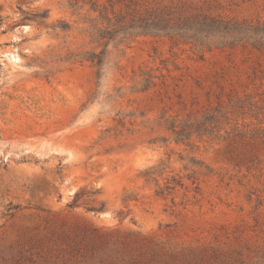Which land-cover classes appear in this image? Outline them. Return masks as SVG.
<instances>
[{"label": "rangeland", "instance_id": "1", "mask_svg": "<svg viewBox=\"0 0 264 264\" xmlns=\"http://www.w3.org/2000/svg\"><path fill=\"white\" fill-rule=\"evenodd\" d=\"M90 1L0 0V264H264V48L100 46ZM113 3L264 20V0ZM104 48L98 79L77 54ZM217 108L212 134L158 127Z\"/></svg>", "mask_w": 264, "mask_h": 264}, {"label": "trees", "instance_id": "2", "mask_svg": "<svg viewBox=\"0 0 264 264\" xmlns=\"http://www.w3.org/2000/svg\"><path fill=\"white\" fill-rule=\"evenodd\" d=\"M107 4L90 1V10L98 12L97 17L90 18L92 26L90 37L98 45L108 46L110 41L121 37V42L140 34L166 36L175 42L188 43L193 48L206 51L213 48L236 46H252L256 49L264 48V20L227 19L219 15H212L202 10L186 13L182 7L167 5H152L139 9L135 4H125L119 13L115 12L113 0ZM47 18L48 11L36 15ZM63 30L69 29L65 22L61 23ZM83 61H91L97 69L100 79L102 66L105 63L106 49L97 52L91 50L77 54ZM153 84L146 79L145 88ZM225 112L221 108L207 111L201 118L177 121L164 119L158 124L159 128L172 131L176 142L190 140L195 134L205 136L219 130ZM169 188V187H168Z\"/></svg>", "mask_w": 264, "mask_h": 264}]
</instances>
